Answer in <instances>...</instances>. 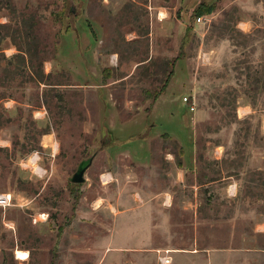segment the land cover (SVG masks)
<instances>
[{"label": "rangeland", "instance_id": "1", "mask_svg": "<svg viewBox=\"0 0 264 264\" xmlns=\"http://www.w3.org/2000/svg\"><path fill=\"white\" fill-rule=\"evenodd\" d=\"M0 194V264H264V0H0Z\"/></svg>", "mask_w": 264, "mask_h": 264}, {"label": "crops", "instance_id": "2", "mask_svg": "<svg viewBox=\"0 0 264 264\" xmlns=\"http://www.w3.org/2000/svg\"><path fill=\"white\" fill-rule=\"evenodd\" d=\"M109 176L113 178L111 174H109ZM150 187L149 183H142L138 184L135 188L136 193H138L136 194L137 197L140 201H142V203H144V205L147 206V204H155L162 199L164 200V205H171L173 194H166V192L162 191L153 192L150 190ZM147 213L148 211L146 212V215ZM136 214L134 215L136 220L139 217L142 219L145 212L141 213L140 211V213ZM150 219L151 215L148 214V221H146V224L144 221H141L135 222L134 225L126 227L124 239L120 238L119 242L116 241V245L113 246L112 250H115L120 255V264H144L146 262L145 260L149 261V259H147L149 257L144 258L142 253L144 251H151L154 249L153 245L150 243L149 237L150 234H153V225ZM130 256L133 257L134 260L132 258L130 259ZM151 256L153 255L151 254Z\"/></svg>", "mask_w": 264, "mask_h": 264}, {"label": "built area", "instance_id": "3", "mask_svg": "<svg viewBox=\"0 0 264 264\" xmlns=\"http://www.w3.org/2000/svg\"><path fill=\"white\" fill-rule=\"evenodd\" d=\"M197 22L198 23L203 22L202 18L200 17L197 18ZM183 102L188 106V110L190 112H194L195 107L192 101H190L188 98H184ZM101 181H103V184H108L111 181V177L108 175L103 176ZM10 204H11V196L9 194H0V210L5 209L6 207L10 206ZM160 262L162 264H170L171 258L166 253V256H163L162 258H160Z\"/></svg>", "mask_w": 264, "mask_h": 264}, {"label": "water", "instance_id": "4", "mask_svg": "<svg viewBox=\"0 0 264 264\" xmlns=\"http://www.w3.org/2000/svg\"><path fill=\"white\" fill-rule=\"evenodd\" d=\"M94 156L85 159L81 161L76 171L73 173V175L69 178V182L72 184H82L85 182L84 174L87 171V169L91 166Z\"/></svg>", "mask_w": 264, "mask_h": 264}, {"label": "bare ground", "instance_id": "5", "mask_svg": "<svg viewBox=\"0 0 264 264\" xmlns=\"http://www.w3.org/2000/svg\"><path fill=\"white\" fill-rule=\"evenodd\" d=\"M46 141H47L48 143L50 142L49 139H46ZM15 255H16V258H17L18 260H20V261H25V260L27 259V257H28L27 253H25V252H21V251H16Z\"/></svg>", "mask_w": 264, "mask_h": 264}, {"label": "flooded vegetation", "instance_id": "6", "mask_svg": "<svg viewBox=\"0 0 264 264\" xmlns=\"http://www.w3.org/2000/svg\"><path fill=\"white\" fill-rule=\"evenodd\" d=\"M92 157V156H91Z\"/></svg>", "mask_w": 264, "mask_h": 264}]
</instances>
